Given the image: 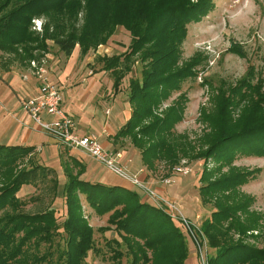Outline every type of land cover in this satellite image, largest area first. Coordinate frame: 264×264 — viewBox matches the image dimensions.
I'll use <instances>...</instances> for the list:
<instances>
[{
  "label": "trees",
  "instance_id": "trees-1",
  "mask_svg": "<svg viewBox=\"0 0 264 264\" xmlns=\"http://www.w3.org/2000/svg\"><path fill=\"white\" fill-rule=\"evenodd\" d=\"M212 5L211 0H0V52L13 53L21 64L37 62L50 42L65 58L75 46L83 57L121 25L129 34L125 50L95 56L98 70L112 77L113 93L131 65L140 64L139 77L128 79L129 115L111 141L128 138L141 164L151 170L159 161L173 165L185 158L210 159L213 165H202L195 184L200 203L212 206L200 223L213 249L206 263L264 264L263 220L251 209L254 197L240 190L261 168L233 165L237 156L264 155V87L256 70L247 66L231 83L212 85L203 78L210 86V107L200 106L197 120L207 130L190 138L174 129L187 102L181 84L194 78L207 58L194 53L179 60L186 24L198 21ZM38 18H44L41 30H31ZM227 51L245 56L234 42ZM33 149L0 144V264H84L89 250L99 254L80 196L96 215L107 214L106 225L96 230L113 229L119 238L103 239L110 264H184V235L162 205L142 201L132 188L80 179L82 165L75 157L65 161L70 166L64 167L63 219L58 222L52 209L24 212L25 202L16 193L50 173L33 161Z\"/></svg>",
  "mask_w": 264,
  "mask_h": 264
},
{
  "label": "rangeland",
  "instance_id": "rangeland-1",
  "mask_svg": "<svg viewBox=\"0 0 264 264\" xmlns=\"http://www.w3.org/2000/svg\"><path fill=\"white\" fill-rule=\"evenodd\" d=\"M211 1L213 5L209 11L201 16L198 21H192L186 24V36L180 45V61L188 59L194 53L207 56L206 61L197 67L196 76L185 80L181 84L180 90L186 93L187 102L185 104L182 120L175 125L174 129L178 133L187 134L190 138L207 130V127L200 123L197 117L200 106L210 107L208 100L210 97L209 81L212 85L218 84L220 81L231 83L242 76L247 66L251 65L256 70V74L260 76L264 87V0ZM77 19L76 24L79 27L82 22V12L77 14ZM43 22L44 18H38L36 22L35 19H33L30 29L40 31ZM233 42L241 46L242 51L245 53L244 57L234 55L227 51L229 44ZM128 43V32L121 25H115L106 42L97 45L94 52L92 51L83 57H79L78 48L75 46V49H73L70 55V57H73L72 62H74V65L68 73V77H66V88L60 89L57 84L53 83L60 92V107L65 114L73 119L76 131L82 135H94L99 143L107 139L111 143L110 147L116 144L114 150H119L124 153L120 161L123 163V160H127L126 165L130 163L133 165L132 169L134 171L125 168L126 171L129 174H138L141 162L139 156H137L139 155L138 150L131 145L128 138L113 143L111 138L105 136L102 126L105 125V128L112 134L123 122H125L130 111L127 103L128 79L131 77H139L140 64L139 62H134L131 65L130 70L120 81L119 91L113 93L111 88L112 77L110 73L108 71L98 70L100 64L95 59L96 55L118 54L125 50ZM48 44L47 51L41 57L43 58L47 52L50 53V56L56 55L57 58L53 60L56 68L59 69L66 63V59L62 54L58 53L55 45L50 42H48ZM2 58H5L4 61ZM14 59L13 53L0 52V67L14 71V65L19 67V63ZM30 61L31 60H28L25 65L28 66L27 68L30 69L37 81L38 79L35 76V71L43 64L38 60L37 62L35 61V66H31V64H29ZM27 68L22 69L27 71ZM203 78L207 79L208 82L202 81ZM47 81L52 82L48 77ZM28 95L32 96L33 93H28ZM174 95L175 93H173L170 98ZM164 105L165 103H163L161 107ZM62 106L67 107L66 110H64ZM19 107L22 109V103L19 104ZM25 112L28 114L29 118H31L29 113L27 111ZM55 119H57V116L51 115L49 119L43 118V121ZM39 130L42 131V134L39 135L36 133V136H38L36 140L38 147L33 149L32 159L36 163L50 168V173L41 181L35 182L36 185H22L16 193V196L25 202L22 207L24 212L32 213L44 209H52L54 215L57 216L58 222L63 219L65 206L63 204L61 191L66 181L64 167L65 165L70 166V164H65L68 157H79V164L82 165V169L78 174L80 179L89 182L99 180V182L104 184H120V177L107 169L103 164L76 150H69V153V151H65L67 147L59 142L57 144L59 146L58 150V146L54 143L55 138L51 133L49 134L48 131L41 128ZM44 141L47 142L44 143ZM129 154H132L131 161L128 160ZM180 163L186 164L183 165L187 167V174L182 176L177 174L172 175L171 168ZM204 163H206L208 167L213 165L210 159L205 160L197 157L195 159H181L178 163L173 165H167L159 161L153 170L144 166L147 177L152 181V184L145 183L144 187L152 190L164 201L170 203L176 202L179 205L181 216L185 219L184 223L176 212L165 208L167 213L170 212L171 214H169L174 217H171L173 223L184 235L187 246V255L183 261L184 264H207V255L213 253V249L206 245V240L200 233L201 220L209 215L212 206L210 204L200 203L197 188L195 186L197 183V174L200 172ZM233 165L246 169L261 168L257 177L242 185L240 190L254 197L251 209L260 213L263 220L262 229L264 230V155L259 157L237 156L233 161ZM226 169L227 167H223L222 171ZM75 170L76 168L72 167L69 172L74 173ZM137 176L139 179V175ZM168 176H174V180L171 184L166 185L160 183V178ZM174 182L186 187L185 189L189 195L191 194V197H196L197 203L202 208L201 211L203 210V214H200L196 222H193L191 219L189 220L182 213V203L178 201L177 197L165 193V188L175 184ZM51 183L53 187H51ZM132 189L142 201L146 200L153 202V200L144 196L145 193L142 189L137 187H133ZM80 201L83 215L93 229L92 237L95 246L100 250L99 254L89 250L85 257L84 264H110L108 260L110 251L103 243V239L116 238L119 240V238L113 229L104 231L103 233L97 231L96 228L98 226L106 225L107 214L101 216L96 215L87 206L81 196ZM192 209L194 213L198 210L197 206L193 207V205ZM186 223L192 230V234L196 241H194L191 235L184 229L183 225L186 226ZM57 237H59V235L56 236L55 240ZM122 261H124V258Z\"/></svg>",
  "mask_w": 264,
  "mask_h": 264
},
{
  "label": "crops",
  "instance_id": "crops-1",
  "mask_svg": "<svg viewBox=\"0 0 264 264\" xmlns=\"http://www.w3.org/2000/svg\"><path fill=\"white\" fill-rule=\"evenodd\" d=\"M58 53L62 54L59 51ZM70 55L67 58H65L66 63L59 69L56 68L55 62L53 60L57 58L56 55L50 56V53L47 52L43 56V59H45L44 64L42 65L45 71L44 77L46 78V80H47V77L48 79H51L52 83L54 82L55 84H57L60 89L66 88L65 87L66 77H68V73L70 72V70L72 69L74 65V62H72L73 57H70ZM4 59L5 58H2L3 61ZM18 66L19 67H17V65H14V68H15L14 71L8 70L7 68L5 69V68L0 67V144L32 145L34 146V149H35L36 147H38L37 142H36V140L38 139V136H36V133L40 135L42 134V131H40L39 130L40 128L37 125H35L34 121H32L31 118H29L28 114L23 109H21V107H19V104L37 95L39 81L35 80L30 69L27 68L28 67L27 65L19 63ZM22 68H27V71H25V69L23 70ZM28 93H33V95L30 96L28 95ZM62 107L64 110H66L67 108L65 106H62ZM41 116L42 118H45V119H49L51 117L49 115H45L44 113H42ZM102 129L105 132V136L110 138L111 133L109 130L105 128V125L102 126ZM73 131L75 134L77 133L76 135L83 136L81 133H78L76 131L75 124H74ZM45 142L47 141H44V143ZM54 143L57 145L58 141L55 139ZM100 144L106 150H114L116 147L115 146L116 144L110 147L111 143L107 139L100 142ZM57 149L59 150V146L57 147ZM66 150L67 151L76 150L79 153H82L88 156L87 154H85L82 151H79L78 149L66 148ZM122 154L124 156V153ZM76 158L79 159V157H76ZM128 158H129L128 160L131 161L132 154H129ZM133 161H134V158H133ZM126 162L127 160H123V163H124L123 164L120 161V163L122 164V166H124V168L129 169V170L132 169L133 165L131 163L129 165H126ZM144 168H145L144 165H142L140 162V170H139L140 174L136 171L138 173L137 175H139L140 180H144L145 183L152 184V181L150 180L149 177H147V172L144 171ZM130 171H134V170L132 169ZM119 179H120L119 180L120 186L127 187V188L134 187V186L132 187L126 180L121 179V178ZM185 188L186 187L181 186L179 185V183L177 184L176 182L175 184L171 186H167L165 188V193H168L171 196L177 197L178 201L182 203L181 204L182 213L189 220L191 219L193 222H196L200 214H203L202 212L203 210L201 211L202 208L197 203L196 197L195 196L191 197L190 196L191 194L189 195V193L187 192ZM192 205L193 207L197 206L198 210L195 211V213L192 211L193 210Z\"/></svg>",
  "mask_w": 264,
  "mask_h": 264
},
{
  "label": "built area",
  "instance_id": "built-area-1",
  "mask_svg": "<svg viewBox=\"0 0 264 264\" xmlns=\"http://www.w3.org/2000/svg\"><path fill=\"white\" fill-rule=\"evenodd\" d=\"M36 21L37 19H35V22ZM39 60L42 64H44V59L42 57ZM29 64H31V66H35V60H31ZM44 73L45 71L42 66L36 69L35 76L39 81L38 93L36 96L29 98L22 103V109L29 113L34 123L39 128L48 131L49 134L51 133V135L59 143L63 144V146L78 149L79 151L84 152L89 157L103 164L118 177L126 180L131 186L142 189L147 198H150L156 204L162 205L164 208L176 212L180 219L185 223V219L181 216L179 205L176 202L170 203L168 201H164L152 190L145 188V182L138 179L137 174H129L126 171L124 166L120 163V158L122 157L121 151L104 149L98 142L97 138L92 134L79 136L74 133L73 119L65 114L60 107L61 96L59 89L54 83L46 80ZM42 113L49 116L56 115L57 119L43 121L41 116ZM183 164L180 163L179 165L171 168L172 175L177 174L182 176L187 174L186 164ZM160 179V183L169 185L173 182L174 176H168L165 178L162 177ZM183 227L187 233L191 235L192 239L196 241L194 235L192 234V230L188 227L187 223L186 226L183 225Z\"/></svg>",
  "mask_w": 264,
  "mask_h": 264
}]
</instances>
